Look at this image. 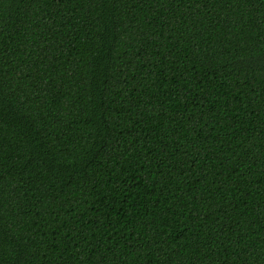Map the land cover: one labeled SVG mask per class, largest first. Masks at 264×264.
Masks as SVG:
<instances>
[{
    "label": "trees",
    "instance_id": "trees-1",
    "mask_svg": "<svg viewBox=\"0 0 264 264\" xmlns=\"http://www.w3.org/2000/svg\"><path fill=\"white\" fill-rule=\"evenodd\" d=\"M0 264H264V0H0Z\"/></svg>",
    "mask_w": 264,
    "mask_h": 264
}]
</instances>
